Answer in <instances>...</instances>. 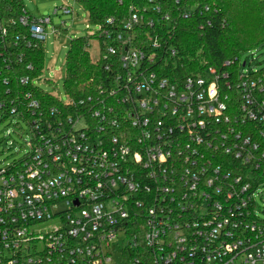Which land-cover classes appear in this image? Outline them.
<instances>
[{
    "label": "built area",
    "instance_id": "obj_1",
    "mask_svg": "<svg viewBox=\"0 0 264 264\" xmlns=\"http://www.w3.org/2000/svg\"><path fill=\"white\" fill-rule=\"evenodd\" d=\"M50 21L0 4V122L29 128L26 154L0 168V264H264V71L241 72L239 56L222 64L234 78L163 76L151 64L161 48L176 56L165 42L178 20L130 5L117 33L112 17L90 30L110 72L98 93L46 105L41 72L20 63Z\"/></svg>",
    "mask_w": 264,
    "mask_h": 264
},
{
    "label": "trees",
    "instance_id": "obj_2",
    "mask_svg": "<svg viewBox=\"0 0 264 264\" xmlns=\"http://www.w3.org/2000/svg\"><path fill=\"white\" fill-rule=\"evenodd\" d=\"M87 13V21L91 24L104 23L109 17L117 24L115 33L120 31L121 24L129 15V6H149L157 4L163 10H169L172 17L177 18L176 28L172 36L166 40L165 46L176 49L175 57H171L161 49L156 50L151 68L172 80L190 74L202 72L205 67L213 66L218 71H230L234 78L238 71L234 63L230 67L223 66L225 60H233L242 52L264 43V0H76ZM1 5H9L13 12L21 14L25 8L21 0H0ZM207 5L208 10L203 7ZM195 7V11L187 18L180 16L179 10L184 7ZM199 8L202 9L201 13ZM207 21L210 24H207ZM203 24V28L200 25ZM61 30V29H58ZM64 31V30H61ZM151 28L137 31V42L147 53L150 49ZM94 36L71 39L66 54L65 91L69 98L79 100L98 93V86L106 81L110 72L104 70L106 60L100 58L93 62L87 51L89 40ZM116 45L115 39L109 41ZM102 53L105 52L104 48ZM43 44L37 43L26 50L20 63L21 73L24 67L32 63L33 74L43 69ZM264 71V69H261ZM34 95L46 105L61 106L56 97L34 86ZM230 92V91H229ZM230 94L236 95L234 90Z\"/></svg>",
    "mask_w": 264,
    "mask_h": 264
},
{
    "label": "rangeland",
    "instance_id": "obj_3",
    "mask_svg": "<svg viewBox=\"0 0 264 264\" xmlns=\"http://www.w3.org/2000/svg\"><path fill=\"white\" fill-rule=\"evenodd\" d=\"M21 2L33 17L37 19L49 17L51 20L44 24L46 37L43 41V69L41 78L35 86L65 102L68 99L64 86L66 54L70 41L89 35L90 30H95V26L88 23L86 11L76 0H21ZM65 7L72 12L64 13ZM86 24L89 25V30L86 29ZM87 51L92 61L98 59L99 43L96 37L89 40ZM243 62L246 63L245 67H241ZM239 64L243 73L264 69V43L242 52ZM28 141L29 128L23 119L12 117L0 122V168L23 158L28 151ZM255 203L256 215L260 220H264V186L258 188Z\"/></svg>",
    "mask_w": 264,
    "mask_h": 264
}]
</instances>
